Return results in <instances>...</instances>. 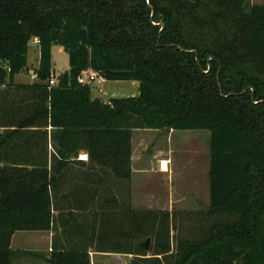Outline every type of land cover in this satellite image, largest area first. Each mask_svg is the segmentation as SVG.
<instances>
[{
  "label": "trees",
  "instance_id": "trees-1",
  "mask_svg": "<svg viewBox=\"0 0 264 264\" xmlns=\"http://www.w3.org/2000/svg\"><path fill=\"white\" fill-rule=\"evenodd\" d=\"M32 40L39 52L35 76L42 83L29 88L35 94L24 109L32 106V116L19 120L23 108L1 98L0 90V264H11L20 253L11 249L16 232L53 231L57 223L66 242L51 252L48 264H90L89 247L137 255L132 248L140 246L139 235L121 225L110 228L100 209L86 219L70 212L63 224L54 216L61 170L52 169L61 149L77 150L76 141L84 138L114 155L111 171L128 181L135 129L209 133L206 214L225 220L210 226L175 264H264V4L0 0V87H10L26 70ZM53 45L66 52L69 68L49 87ZM90 74L138 82L139 95L91 100L90 86L80 82ZM37 118L53 130L50 169L46 163L29 165L26 154L11 150L19 129ZM123 140L126 152L118 160ZM132 221L140 225L142 219ZM85 226L88 234L81 232ZM105 229L118 233L115 243ZM141 255L145 264H163Z\"/></svg>",
  "mask_w": 264,
  "mask_h": 264
},
{
  "label": "crops",
  "instance_id": "crops-1",
  "mask_svg": "<svg viewBox=\"0 0 264 264\" xmlns=\"http://www.w3.org/2000/svg\"><path fill=\"white\" fill-rule=\"evenodd\" d=\"M32 50L28 46L27 53V68L24 72H21L14 76L13 83L10 87L2 86L0 90L5 93H1V98L16 102L20 114L17 115L19 120L28 119L35 110L32 106L24 109V106L31 105L34 92L30 91V87L36 84H42L35 76V69L38 67L39 52L37 43L32 41ZM62 49V47H61ZM63 50V49H62ZM31 59L32 66H30L28 60ZM94 76V80L97 77ZM100 83L106 82V80L98 77ZM126 82V81H120ZM132 87L137 91L139 88L138 82L130 81ZM91 88L90 97L91 100L99 99L94 93L92 83H88ZM132 95V97H137ZM131 98V97H122ZM116 99V98H110ZM101 100V99H99ZM108 101H103L108 103ZM24 101V105L21 103ZM15 106H13L14 108ZM3 129L0 128V132ZM52 128L48 122L45 123L44 119H36V123L30 124L26 127L20 128L17 136L13 138L12 152L17 154H26L29 160V165H35L40 163H46L47 169L51 168V156L54 154L52 149ZM175 130H149V129H135L131 131L130 136V179L127 181L118 176H115L111 171L113 169V157L110 152L100 149L95 150L90 147V143L85 142L82 138L76 141L75 145L78 147L76 150L61 149L63 156L54 160L52 163V169H60L58 181V194L57 202L59 210L54 212V215L59 214L60 221L63 224L64 220L73 212L75 218L86 219L91 218L93 214H96L100 209L99 202H109L117 204L118 201L129 200L130 195L135 196V191L139 190V195L142 196V186L147 187L151 178H155L157 183L166 181V179H173V171L170 167L172 159L169 158V154L172 153V144L174 140H182L186 137L176 136ZM151 137V138H150ZM121 153L116 154L118 160H124L126 152L124 140L121 142ZM56 149V141H54ZM88 145V149H86ZM61 153V154H62ZM90 154V155H89ZM118 162V161H117ZM119 169V168H118ZM209 169V165H208ZM132 192V194H131ZM125 197L127 199H125ZM113 208V207H112ZM111 208V209H112ZM118 209V206L116 205ZM103 211V209H100ZM88 228L83 227V234L87 233ZM17 233L16 232L11 239V244ZM25 236H21L16 239V242H24V249L18 248L14 251L27 252V257L43 259L44 264H48L47 260L54 249H59L64 246L66 242L65 238L61 235V227L59 226L57 231L53 233L48 232H24ZM12 249V248H11ZM13 250V249H12ZM47 252L44 254L43 252ZM42 252V253H40ZM90 264H97V261H103L106 264H118L117 262L109 259L113 257L109 254V258H105L103 255L93 251L91 247L88 249ZM127 255L125 264H131V255ZM25 257V256H23Z\"/></svg>",
  "mask_w": 264,
  "mask_h": 264
},
{
  "label": "rangeland",
  "instance_id": "rangeland-1",
  "mask_svg": "<svg viewBox=\"0 0 264 264\" xmlns=\"http://www.w3.org/2000/svg\"><path fill=\"white\" fill-rule=\"evenodd\" d=\"M253 4H264V0H247L248 8ZM32 41H34V44L37 43V40ZM32 41L28 44L30 50L33 47ZM28 62L29 64L32 63L31 59ZM68 68L66 52L60 46L53 45L51 49L52 80L56 81L57 76L66 72ZM91 83L95 87L93 89L94 95L103 101H108L110 98L132 97V95H137L138 93L132 87L130 81H106L100 83V79L96 77L95 81ZM175 135L186 138H184V141L179 139L173 141L172 153L169 154V158L172 159L170 167L174 174L172 180L166 179V181L159 184L155 181V178H151L149 182V184L152 182L151 185L142 186V196L139 195V190L135 191V196L130 195L129 200L118 201V209L116 206L112 208L109 203L99 202L100 209H103L100 214H107L109 216L107 218L112 221V223L109 222L110 228L121 225L130 234L139 235L136 240L139 239L140 246L132 248L137 255H131V260L133 261L136 258L140 260L138 262L140 264L146 263L142 262V253H145L144 258H151V260L158 258L156 260H161L163 264H175L182 259L189 245L204 239L205 232L210 226L225 220L214 219L206 214L208 207L209 133L207 131L194 130L175 132ZM125 199L127 198L125 197ZM130 211L138 214L131 215L129 214L131 213ZM112 214L116 217H110ZM54 216L56 217L57 214ZM141 219L142 222L140 224ZM132 220L134 222L137 220L140 225H136ZM58 227L57 223L56 229L52 232L55 233ZM106 231L107 234L109 233L111 244L115 243L118 233L113 235L109 229ZM24 232L26 231L15 235L11 244L13 250L25 248L24 242H16L17 238L25 236L26 233ZM143 232L148 233V235H143L145 234ZM100 242L102 244V241ZM104 242L105 240H103ZM146 242L147 248L145 250L141 247ZM109 246V243H104V247L107 248ZM165 247H169V251L166 254L154 255L155 252L162 251ZM21 252L12 259L11 264H44L43 259L23 257ZM46 253L43 252L44 257ZM99 254L105 258H109V254H112L113 257L109 259L118 264H125L124 262L128 259L127 255L124 254ZM97 264L106 263L97 261Z\"/></svg>",
  "mask_w": 264,
  "mask_h": 264
},
{
  "label": "built area",
  "instance_id": "built-area-1",
  "mask_svg": "<svg viewBox=\"0 0 264 264\" xmlns=\"http://www.w3.org/2000/svg\"><path fill=\"white\" fill-rule=\"evenodd\" d=\"M93 80H94V76L92 74H90L87 77H85L84 79H81L80 82L88 84V83L92 82ZM55 84H56V81H53L52 78L50 77V79L48 81L49 87L54 86Z\"/></svg>",
  "mask_w": 264,
  "mask_h": 264
},
{
  "label": "water",
  "instance_id": "water-1",
  "mask_svg": "<svg viewBox=\"0 0 264 264\" xmlns=\"http://www.w3.org/2000/svg\"><path fill=\"white\" fill-rule=\"evenodd\" d=\"M147 3H148V1H147ZM63 49V48H62ZM143 247H144V249L146 250V248H147V242L143 245Z\"/></svg>",
  "mask_w": 264,
  "mask_h": 264
}]
</instances>
